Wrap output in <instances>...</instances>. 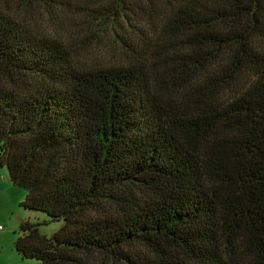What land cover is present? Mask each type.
Instances as JSON below:
<instances>
[{
  "label": "trees",
  "instance_id": "obj_1",
  "mask_svg": "<svg viewBox=\"0 0 264 264\" xmlns=\"http://www.w3.org/2000/svg\"><path fill=\"white\" fill-rule=\"evenodd\" d=\"M0 164L24 259L264 264V0H0Z\"/></svg>",
  "mask_w": 264,
  "mask_h": 264
},
{
  "label": "rangeland",
  "instance_id": "obj_2",
  "mask_svg": "<svg viewBox=\"0 0 264 264\" xmlns=\"http://www.w3.org/2000/svg\"><path fill=\"white\" fill-rule=\"evenodd\" d=\"M77 19H72L71 24H76ZM65 38L68 40L72 29L67 31L60 29ZM69 31V32H68ZM79 30H76L78 32ZM82 35L83 33H79ZM78 43L84 47L79 38ZM107 44H103L106 48ZM98 47H96L97 49ZM90 51V50H89ZM106 51V50H105ZM27 191L19 187L10 180L8 169L0 164V264H38L36 259H24L15 249V240L19 235V228L21 223L25 220L33 222H42L39 226L40 231L48 236L57 232L63 225L64 221H52L50 217L41 211L28 210L23 208L20 204L26 199Z\"/></svg>",
  "mask_w": 264,
  "mask_h": 264
},
{
  "label": "built area",
  "instance_id": "obj_3",
  "mask_svg": "<svg viewBox=\"0 0 264 264\" xmlns=\"http://www.w3.org/2000/svg\"><path fill=\"white\" fill-rule=\"evenodd\" d=\"M3 227L2 226H0V229H2Z\"/></svg>",
  "mask_w": 264,
  "mask_h": 264
}]
</instances>
